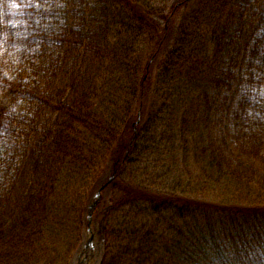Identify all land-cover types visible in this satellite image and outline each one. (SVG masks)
I'll return each mask as SVG.
<instances>
[{
    "label": "trees",
    "instance_id": "trees-1",
    "mask_svg": "<svg viewBox=\"0 0 264 264\" xmlns=\"http://www.w3.org/2000/svg\"><path fill=\"white\" fill-rule=\"evenodd\" d=\"M187 2L0 0V264H70L118 167L102 264H264V0Z\"/></svg>",
    "mask_w": 264,
    "mask_h": 264
},
{
    "label": "rangeland",
    "instance_id": "rangeland-1",
    "mask_svg": "<svg viewBox=\"0 0 264 264\" xmlns=\"http://www.w3.org/2000/svg\"><path fill=\"white\" fill-rule=\"evenodd\" d=\"M178 1H180V0H155V4H156V8H158L159 4L162 5L164 10L167 13L170 14V13H173L172 12L173 4L178 2ZM192 1L193 0L189 1V5H190V3ZM198 9H201L200 5L197 7V10ZM179 12H182V11L179 10ZM69 60H70V57L67 56L66 57V64L67 65H69ZM54 75H58L59 76L60 74H54ZM55 80H56V78L51 79V83H54L52 85V91L55 90V85H56V82H57V80L56 81ZM6 105H7L6 104V100L3 98L2 102L0 103V119H1L2 111L4 110ZM173 158H175L178 161V166L181 169V178H182V180L184 182H188L190 177H188V175L186 174L185 167H181L180 154L179 155L175 154V156H173ZM190 168L192 169L193 167L191 166ZM108 171L109 170L104 172L102 174V176L100 177V179L98 181L99 185L103 184L106 181V179L108 177V174H109V173H107ZM119 171H120V168L118 169L117 173H119ZM130 172H131V170H130ZM98 183H97V185H98ZM189 185L191 186V182H189ZM192 185H193V183H192ZM198 195H199V198L202 201H204L206 204H208L207 202L211 199L208 193L205 194V200L207 202L201 198L202 196H201L200 193ZM109 197H110V191L108 192V195L106 196V200H104V203H107L109 201L108 200ZM168 198L170 200V204H171L172 200H177L179 203H181V202H185V200H187V199H192V195L189 194V193H186L183 198L173 197V196L169 195ZM192 200H195V198L192 199ZM179 203H174L173 205L171 204V207L174 209V208H176L179 205ZM84 239H85L84 243L80 246V248L78 250V254H77L75 260L72 262V264H101V261H102V258H103L102 251H101L102 246L100 244H98L95 239L93 241L90 240L89 237H86Z\"/></svg>",
    "mask_w": 264,
    "mask_h": 264
}]
</instances>
